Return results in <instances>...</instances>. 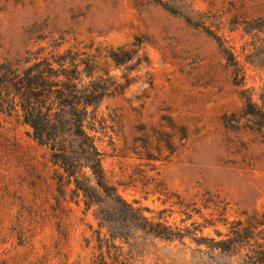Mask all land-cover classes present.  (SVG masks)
I'll return each instance as SVG.
<instances>
[{
	"label": "rangeland",
	"instance_id": "rangeland-1",
	"mask_svg": "<svg viewBox=\"0 0 264 264\" xmlns=\"http://www.w3.org/2000/svg\"><path fill=\"white\" fill-rule=\"evenodd\" d=\"M189 3L196 25L168 0L179 13L150 0H0V60L69 49L92 59L93 77L117 85L95 108L90 134L120 198L178 228L215 221L192 231L199 244L127 228L128 264H243L244 249L230 255L205 241L264 211V129L242 115L247 97L264 98V27L248 28L264 0ZM120 47L146 62L113 63L106 51ZM53 170L28 125L0 111V264H90L97 253L95 207L59 195Z\"/></svg>",
	"mask_w": 264,
	"mask_h": 264
},
{
	"label": "trees",
	"instance_id": "trees-1",
	"mask_svg": "<svg viewBox=\"0 0 264 264\" xmlns=\"http://www.w3.org/2000/svg\"><path fill=\"white\" fill-rule=\"evenodd\" d=\"M150 1L171 13H179L167 4V0ZM168 1L186 8L189 13L183 15L185 21L197 24L189 0ZM249 23L248 28L264 27V15L250 19ZM214 39L221 50H226L218 36L214 35ZM138 42L135 43L137 46L141 44V41ZM40 50L26 51L24 58L0 60V111L28 125L31 138L47 149L48 160L54 166L53 178L59 195L65 197L68 192L69 199L81 202L83 210L95 207L97 253L91 257L90 264H128L121 255L122 243L128 244L130 232L127 228L135 227L166 241L190 237L199 244L198 240L202 237H193L195 233L192 231H201L207 225L214 226V220L204 219L203 224H197L191 231L187 227L171 226L160 216L156 220L146 218L139 208L122 200L115 187L104 177L96 138L90 131H95V108L104 96L116 90L117 85L111 87L112 83L107 84L100 77H93L94 63L90 58L77 59V54H72L69 49L59 54L49 51L45 55H40ZM136 50L132 57L122 47L108 48L106 55L115 64L130 63L133 59L131 65L140 64L142 60L146 62V56L139 55ZM32 53L34 55L30 56ZM228 54L235 80L238 76L242 79L240 65L230 52ZM242 115L258 129H264V98L260 97V104H257L250 96L247 97ZM105 201L111 205L103 207ZM182 206L185 219L190 218L191 213L186 211L188 205ZM223 211L224 207L219 214ZM222 222L225 224L227 221L223 218ZM215 233L221 236L217 230ZM222 237L208 238L206 248L230 255L244 249L241 257L243 264H264V211L259 214L256 211L244 213L243 219L229 221Z\"/></svg>",
	"mask_w": 264,
	"mask_h": 264
}]
</instances>
